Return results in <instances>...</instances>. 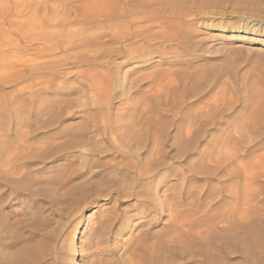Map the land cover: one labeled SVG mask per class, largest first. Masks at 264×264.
Instances as JSON below:
<instances>
[{"label": "rangeland", "instance_id": "rangeland-1", "mask_svg": "<svg viewBox=\"0 0 264 264\" xmlns=\"http://www.w3.org/2000/svg\"><path fill=\"white\" fill-rule=\"evenodd\" d=\"M100 1L0 0V264H264V0Z\"/></svg>", "mask_w": 264, "mask_h": 264}, {"label": "bare ground", "instance_id": "bare-ground-1", "mask_svg": "<svg viewBox=\"0 0 264 264\" xmlns=\"http://www.w3.org/2000/svg\"><path fill=\"white\" fill-rule=\"evenodd\" d=\"M101 1L103 2V0H101ZM101 1H100V2H101ZM259 105H260V104H259ZM259 105H258V106H259ZM259 107H260V106H259ZM257 110H258V109H257ZM257 110H255V112H256ZM259 111H260V110H259ZM259 111H257L256 113L258 114ZM261 112H262V110H261ZM263 112H264V110H263ZM260 114H261V113H260ZM260 114H259V115H260ZM257 117H258V115H257ZM257 120H258V119H257ZM0 148H1V147H0ZM4 149H5V148H4ZM10 150H11V149H10ZM0 152H1V151H0ZM2 152H3V151H2ZM2 152H1V153H2ZM1 153H0V155H2ZM6 154H7V153H6ZM3 155H4V154H3ZM12 156H14V155H12ZM15 156H16V155H15ZM13 159H14V158H13ZM7 161H8V160H7ZM7 161H6V162H7ZM157 245H158V243L155 244V245H154V243H153V246H152V247L156 249V247H159V246H157ZM158 249H159V248H158ZM158 264H159V263H158Z\"/></svg>", "mask_w": 264, "mask_h": 264}]
</instances>
